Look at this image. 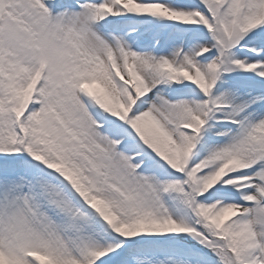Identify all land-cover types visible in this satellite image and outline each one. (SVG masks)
I'll return each mask as SVG.
<instances>
[{
	"label": "snow or ice",
	"instance_id": "snow-or-ice-1",
	"mask_svg": "<svg viewBox=\"0 0 264 264\" xmlns=\"http://www.w3.org/2000/svg\"><path fill=\"white\" fill-rule=\"evenodd\" d=\"M0 264H264V0H0Z\"/></svg>",
	"mask_w": 264,
	"mask_h": 264
}]
</instances>
